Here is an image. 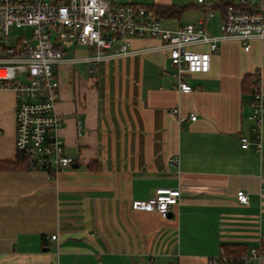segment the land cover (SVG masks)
I'll list each match as a JSON object with an SVG mask.
<instances>
[{"label": "crops", "instance_id": "0c3cea01", "mask_svg": "<svg viewBox=\"0 0 264 264\" xmlns=\"http://www.w3.org/2000/svg\"><path fill=\"white\" fill-rule=\"evenodd\" d=\"M107 1L181 8L159 17L168 29L203 16L197 0ZM222 1L209 0L206 29L214 35ZM248 2L264 12V0ZM158 45L131 40L133 49ZM248 45L220 42L210 70L186 76L190 92L176 88L162 50L54 65L59 136L74 162L55 175L0 168V264H210L221 248L237 255L257 246L264 235V122L260 152L242 148L240 136L251 125L245 77L257 73L264 92V39ZM15 104L14 92L0 89L1 163L16 160ZM172 107L187 119L180 123ZM160 187L180 189L166 217L132 209L133 200ZM238 190L247 193L246 204L237 201Z\"/></svg>", "mask_w": 264, "mask_h": 264}, {"label": "built area", "instance_id": "2783aa9c", "mask_svg": "<svg viewBox=\"0 0 264 264\" xmlns=\"http://www.w3.org/2000/svg\"><path fill=\"white\" fill-rule=\"evenodd\" d=\"M203 16L198 24L187 23L177 29L165 28L152 11L138 4H112L107 0H0V89H10L15 104V149L25 155L29 168L43 169L48 175L70 167L74 158L66 154L59 136L62 117L56 112L55 101L59 81L53 66L60 63L95 64L109 59L166 51L176 88L190 92L186 76L210 70V58L219 43L239 40L248 50V41L264 39V12L252 7L248 0H235L223 10L219 34L206 29V20L213 16L209 0H197ZM11 27L30 28L28 38L9 41ZM151 38L159 45L131 48L132 39ZM206 45L207 50L193 48ZM85 48L84 55H69L71 50ZM251 125L248 134L240 136V146L262 148L264 92L259 75H252ZM181 123L187 117L176 107L170 108ZM189 118L195 120V115ZM178 168V157L170 159ZM179 188H157L148 199H135L132 209L154 211L166 217L170 207L178 203ZM239 203L246 204L244 190L236 192ZM53 239L55 235L51 236ZM264 257V235L258 245L247 252L233 255L221 248L210 264H258Z\"/></svg>", "mask_w": 264, "mask_h": 264}, {"label": "trees", "instance_id": "16d2710c", "mask_svg": "<svg viewBox=\"0 0 264 264\" xmlns=\"http://www.w3.org/2000/svg\"><path fill=\"white\" fill-rule=\"evenodd\" d=\"M231 2H233V1L232 0H223L221 2L222 6H223L222 8L224 9V7L227 4H230ZM142 6L145 7L147 10L152 11L153 14L158 18L161 16H164V15H168V16L175 15V14L179 13L180 9H181L179 7H175L174 5H146V4H142ZM244 87L249 88V92L251 91L252 76H246L245 77ZM2 167L3 168L22 167V168L30 169L25 155H23L22 153H18V152L16 155L15 162H9V161H6L4 163L0 162V168H2Z\"/></svg>", "mask_w": 264, "mask_h": 264}, {"label": "rangeland", "instance_id": "374dc122", "mask_svg": "<svg viewBox=\"0 0 264 264\" xmlns=\"http://www.w3.org/2000/svg\"><path fill=\"white\" fill-rule=\"evenodd\" d=\"M30 35H31L30 28L11 27L9 30V41L8 42H14L16 41L17 38H20V37L28 38L30 37ZM82 49H85V48H82ZM85 53H87V50ZM188 78H191V75Z\"/></svg>", "mask_w": 264, "mask_h": 264}]
</instances>
